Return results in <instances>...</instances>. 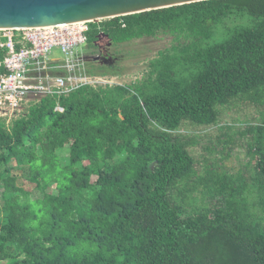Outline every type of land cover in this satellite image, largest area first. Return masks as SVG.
I'll return each instance as SVG.
<instances>
[{
    "label": "trees",
    "instance_id": "16d2710c",
    "mask_svg": "<svg viewBox=\"0 0 264 264\" xmlns=\"http://www.w3.org/2000/svg\"><path fill=\"white\" fill-rule=\"evenodd\" d=\"M103 30L88 44L158 32L178 44L132 84L82 86L10 127L0 120V164L28 166L43 189L33 199L11 167L0 172V262L264 264V119L239 134L248 175L198 173L189 151L198 141L179 133L185 121L216 124L235 99L264 104V0L196 1L114 17ZM197 191L212 206L192 207Z\"/></svg>",
    "mask_w": 264,
    "mask_h": 264
},
{
    "label": "built area",
    "instance_id": "2783aa9c",
    "mask_svg": "<svg viewBox=\"0 0 264 264\" xmlns=\"http://www.w3.org/2000/svg\"><path fill=\"white\" fill-rule=\"evenodd\" d=\"M113 18L0 29V118L7 127L43 98L59 99L82 86L120 84L89 73L83 56L89 34L103 35V24ZM54 48L63 56L53 57ZM55 109L64 110L59 105Z\"/></svg>",
    "mask_w": 264,
    "mask_h": 264
},
{
    "label": "rangeland",
    "instance_id": "374dc122",
    "mask_svg": "<svg viewBox=\"0 0 264 264\" xmlns=\"http://www.w3.org/2000/svg\"><path fill=\"white\" fill-rule=\"evenodd\" d=\"M177 44L178 41L172 34L164 32H158L152 37L134 39L120 45L112 44L110 52L115 57L112 66L120 73L117 75H106V77L120 83L119 85L132 84L144 76L148 70L150 60L157 57L160 51L170 49L171 46ZM87 47L83 46L86 52ZM52 56H63L60 48H54ZM94 66L98 67L96 63ZM219 110L220 116L216 124L198 126L185 121L182 123L179 133L189 137H196L198 141L195 146L189 148L190 153L196 160L198 173L203 175L208 170L215 173L226 171L230 174L246 173L248 175L253 165L249 162L250 158L247 155L245 141L239 139V134L263 121L264 104L239 98L228 105L221 106ZM0 120H3V118H0ZM232 136L235 139V143L228 144L227 141ZM226 146L228 149L224 151ZM62 155L64 157L67 156V152H63ZM10 167L11 175L15 178L17 186L29 191L33 199L43 196V189L38 188L29 179L28 166H14L13 162L6 165L0 164V172ZM95 179L93 178V180ZM53 184L49 185L45 191L56 192ZM191 197L196 201L191 204L192 207L212 206L215 201L209 194L202 195L199 191L193 193ZM217 200L220 204V199ZM2 205L3 199L0 190V206ZM188 212L191 213L190 210ZM0 264H5V262H0Z\"/></svg>",
    "mask_w": 264,
    "mask_h": 264
},
{
    "label": "water",
    "instance_id": "95a60500",
    "mask_svg": "<svg viewBox=\"0 0 264 264\" xmlns=\"http://www.w3.org/2000/svg\"><path fill=\"white\" fill-rule=\"evenodd\" d=\"M203 0H0V29L119 17Z\"/></svg>",
    "mask_w": 264,
    "mask_h": 264
},
{
    "label": "flooded vegetation",
    "instance_id": "af4514ba",
    "mask_svg": "<svg viewBox=\"0 0 264 264\" xmlns=\"http://www.w3.org/2000/svg\"><path fill=\"white\" fill-rule=\"evenodd\" d=\"M111 45L112 42L107 39H100L94 44L87 43V52L83 49L86 63H96L98 66L112 65L115 57L110 52Z\"/></svg>",
    "mask_w": 264,
    "mask_h": 264
}]
</instances>
